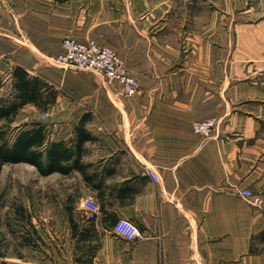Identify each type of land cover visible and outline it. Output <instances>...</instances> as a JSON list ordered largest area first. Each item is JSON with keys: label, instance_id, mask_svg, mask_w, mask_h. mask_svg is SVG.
I'll list each match as a JSON object with an SVG mask.
<instances>
[{"label": "crops", "instance_id": "0c3cea01", "mask_svg": "<svg viewBox=\"0 0 264 264\" xmlns=\"http://www.w3.org/2000/svg\"><path fill=\"white\" fill-rule=\"evenodd\" d=\"M237 27L220 19L216 0H0V75L19 65L56 91L43 112L19 109L13 125L46 123L58 138V125L69 135L89 117L94 139L83 162L102 182L92 189L71 174L83 185L79 217L71 216L82 238L71 225L67 236L84 250L69 264H264V22ZM66 36L117 51L138 94L58 63ZM209 117L218 123L206 139L192 126ZM244 189L263 205L242 198ZM26 191L18 212L0 206V264H63V256L39 259ZM86 197L98 205L91 217ZM118 217L141 238L115 237Z\"/></svg>", "mask_w": 264, "mask_h": 264}, {"label": "trees", "instance_id": "16d2710c", "mask_svg": "<svg viewBox=\"0 0 264 264\" xmlns=\"http://www.w3.org/2000/svg\"><path fill=\"white\" fill-rule=\"evenodd\" d=\"M11 69L7 78L0 75V171L4 164L25 163L44 177L53 173L71 175L79 172L88 187H100L102 181L95 180L92 172L88 173L91 164L83 162L87 153L85 144L94 139L85 128L89 117L83 115L73 124L69 135L58 138H52V128L39 121L14 126L19 109L32 103L43 112L55 102L56 91L19 65ZM69 224L72 236L82 238V231L71 217ZM95 249L97 245H91L88 252Z\"/></svg>", "mask_w": 264, "mask_h": 264}, {"label": "rangeland", "instance_id": "374dc122", "mask_svg": "<svg viewBox=\"0 0 264 264\" xmlns=\"http://www.w3.org/2000/svg\"><path fill=\"white\" fill-rule=\"evenodd\" d=\"M216 4L220 19L223 21L228 19L230 26L235 23L239 27H252L264 22V0H216ZM57 131L58 136L67 134L63 125H58ZM32 168L33 172L30 173L29 170L21 169L18 164L2 165L0 206H5L6 213L18 212L23 204L20 193L27 192L31 186L29 204L31 209L36 211L39 259L63 256L65 257L63 264H69L68 259L75 258L84 250L81 244L75 245L67 236L70 228L69 218L72 215L79 217L75 198L79 196L80 188H83L82 182L77 181L76 176L73 178L72 175L63 177L56 174L44 177L39 175L36 168L33 166ZM24 179H31V182L23 184Z\"/></svg>", "mask_w": 264, "mask_h": 264}, {"label": "built area", "instance_id": "2783aa9c", "mask_svg": "<svg viewBox=\"0 0 264 264\" xmlns=\"http://www.w3.org/2000/svg\"><path fill=\"white\" fill-rule=\"evenodd\" d=\"M62 51L56 56V61L64 66H72L79 70L100 72L103 77L110 81H117L125 96L135 95L139 92V81L130 73L117 51L107 45L97 43L93 39L80 41L72 36H66L61 43ZM258 68L264 72V56L259 59ZM218 119L209 117L193 124L192 130L203 138H211L215 133ZM151 179L157 181L154 172H148ZM239 195L248 200L254 206L261 207L262 200L250 189H244ZM82 209L91 217L97 210V203L86 197L81 203ZM112 234L121 237L130 243L141 238L139 229L134 222L118 217L112 226Z\"/></svg>", "mask_w": 264, "mask_h": 264}]
</instances>
